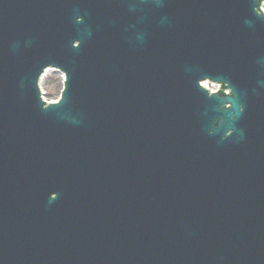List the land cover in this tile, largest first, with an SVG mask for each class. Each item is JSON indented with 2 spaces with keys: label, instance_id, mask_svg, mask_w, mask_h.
<instances>
[{
  "label": "water",
  "instance_id": "1",
  "mask_svg": "<svg viewBox=\"0 0 264 264\" xmlns=\"http://www.w3.org/2000/svg\"><path fill=\"white\" fill-rule=\"evenodd\" d=\"M260 3L0 0V264H264Z\"/></svg>",
  "mask_w": 264,
  "mask_h": 264
},
{
  "label": "rangeland",
  "instance_id": "2",
  "mask_svg": "<svg viewBox=\"0 0 264 264\" xmlns=\"http://www.w3.org/2000/svg\"><path fill=\"white\" fill-rule=\"evenodd\" d=\"M61 72L59 69L50 70V74L45 78L44 96L50 101H56L60 96L64 83L62 82Z\"/></svg>",
  "mask_w": 264,
  "mask_h": 264
},
{
  "label": "clouds",
  "instance_id": "3",
  "mask_svg": "<svg viewBox=\"0 0 264 264\" xmlns=\"http://www.w3.org/2000/svg\"><path fill=\"white\" fill-rule=\"evenodd\" d=\"M255 11L257 13H259L261 16H264V0H261V3H260V7L256 8ZM50 74V70L49 69H45L44 73L40 76V79H39V86L41 87V89L43 90L44 87H45V78ZM61 77H62V82L66 85V82H67V73H63L61 72ZM216 88L221 90V91H224L227 95L229 96H232L234 95L231 88L228 86L227 83L225 82H221L220 84H217L216 85ZM215 94V93H213ZM223 107L225 108H231L233 107V105L231 103H227L225 105H223ZM243 108L241 107L240 111L243 112ZM233 120L236 119V117L234 116L232 118ZM219 124V121L217 122Z\"/></svg>",
  "mask_w": 264,
  "mask_h": 264
},
{
  "label": "bare ground",
  "instance_id": "4",
  "mask_svg": "<svg viewBox=\"0 0 264 264\" xmlns=\"http://www.w3.org/2000/svg\"><path fill=\"white\" fill-rule=\"evenodd\" d=\"M49 70H51V69H49Z\"/></svg>",
  "mask_w": 264,
  "mask_h": 264
}]
</instances>
